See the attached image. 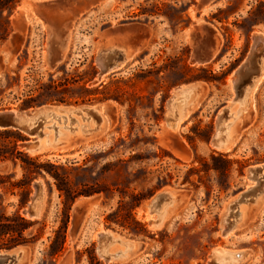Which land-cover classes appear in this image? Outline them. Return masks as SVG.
<instances>
[{"label": "rangeland", "instance_id": "rangeland-1", "mask_svg": "<svg viewBox=\"0 0 264 264\" xmlns=\"http://www.w3.org/2000/svg\"><path fill=\"white\" fill-rule=\"evenodd\" d=\"M2 1L0 34L7 37L0 39V110L66 111L44 123L46 137L59 145L38 153L21 146L24 133L0 130V148L13 157L0 160V176L23 177V151L57 166L73 190H99L75 200L64 249L50 257L48 237L61 224L64 200L54 178L45 170L35 176L24 204L18 189L12 195L9 183L0 187V213L25 216L34 182L43 186L36 218L43 234L19 245L26 251L20 264H106L96 247L97 234L107 229L138 242L108 264H208L215 248L246 253L220 264H264V177L256 201L241 203L238 224L221 234L229 203L257 184L247 179L248 167L264 162V77L246 107L234 101L230 86L252 36L264 37V0ZM53 44L62 52L56 62ZM116 47L127 51V61L100 76L96 58ZM171 97L187 111L176 131L166 124ZM86 106L100 108L99 125L78 111ZM228 106L222 125L231 142L220 150L210 140ZM165 188L180 198L164 203L161 222L150 225L158 214L149 216L143 206ZM133 205L134 218L146 229L139 235L113 221L116 214L107 219Z\"/></svg>", "mask_w": 264, "mask_h": 264}, {"label": "water", "instance_id": "water-1", "mask_svg": "<svg viewBox=\"0 0 264 264\" xmlns=\"http://www.w3.org/2000/svg\"><path fill=\"white\" fill-rule=\"evenodd\" d=\"M252 38L254 42L250 51L245 60L238 64L233 70V77L230 82V86L236 94L234 101L239 100L241 104H244V107L247 106V103L249 104V95L264 73V37L261 34H255ZM61 56V50L53 44V62L61 59ZM127 59V51L121 47L103 50L96 58L100 66L99 75L102 76L121 68V65L124 64ZM173 97L168 100L169 111L166 116L167 127L174 126L176 121L181 117V108L177 106L178 100L176 101L177 98L174 99ZM176 106L178 108H176ZM171 107L173 110H170ZM229 108L230 106L224 108L218 115V134L216 132L210 140V143L214 148L220 146L226 138L223 133L224 125L222 124L226 120V116H228ZM99 109L98 106H86L80 108L78 111H86L88 114H91L96 119V124L99 125L102 122ZM65 111L66 110L63 108H48L43 106L36 110L21 111L19 113L11 109H3L0 110V129H13L24 133L27 136V139L22 142L21 146L29 153H38L46 147H56L59 145L56 140H54L50 146L46 144L50 142V139L46 137V133L44 132V123L49 116H56L57 113ZM69 111L72 112V110ZM246 177L249 180H257V184L248 186L235 200L229 203V213L223 219V225L221 228L222 235L228 234L230 230L235 228L241 219L242 214L240 211V204L245 202L253 203L256 201L259 192L258 187L262 184L261 178L264 177V162L248 167ZM179 198V192L169 188H165L155 194L143 206L144 210L148 212L149 215L154 213L158 214L157 218L152 217L149 219V224L157 226L162 220V213L159 212L160 208ZM43 201L44 191L42 183L36 181L34 182V192L30 196L22 213L32 219L39 218L43 208ZM97 241V253L106 264H108L112 258L125 257L129 252L136 250L138 247V242L136 240L123 237L111 229L99 232L97 234ZM217 251L219 250L215 248L211 252L208 264H217ZM25 252V248L22 246L0 250V264H20L25 256ZM245 255V252H241L242 257ZM237 258H239V256Z\"/></svg>", "mask_w": 264, "mask_h": 264}, {"label": "trees", "instance_id": "trees-1", "mask_svg": "<svg viewBox=\"0 0 264 264\" xmlns=\"http://www.w3.org/2000/svg\"><path fill=\"white\" fill-rule=\"evenodd\" d=\"M11 1L16 0H4L2 1L3 5H10ZM7 34L1 35L0 39H6ZM6 133L11 132L10 129H0ZM19 137L23 138V136L19 133ZM1 148H0V160H5L7 158H13L12 156H7ZM20 159L22 161L21 167L24 170L23 177L17 181H11L12 174L1 175L0 176V187H4L7 183H9V187L11 190V194L15 195V189H18L21 195L20 201L24 204L27 201L28 195L30 193V184L31 181L37 175H43L44 170L47 171L50 176H52L56 182V186L58 191L60 192V197L63 195V211L61 224L59 227L54 230L53 236H49V250L47 252L48 256L54 257L61 253L64 249V244L66 242L67 231L70 221V211L72 205L75 200L80 195H92L95 193H99V190H73L70 186V183L67 179V176L58 172V167L50 164V163H41L38 161V157H31L27 152L19 151ZM138 203V202H137ZM121 205V204H120ZM132 208L127 211L125 215L119 214L120 209L118 208L115 212L111 213L108 216V220H111V216L116 214L113 221L122 226L123 228H129L134 234L139 235L141 233H145V226L137 221L133 214ZM36 224H40V226L31 233L30 237L25 236V232L31 230ZM44 230V224L42 221L37 219H29L17 211L12 215H5L4 213H0V250L2 249H11L17 247L19 245H30L35 243L38 239L42 237Z\"/></svg>", "mask_w": 264, "mask_h": 264}, {"label": "bare ground", "instance_id": "bare-ground-1", "mask_svg": "<svg viewBox=\"0 0 264 264\" xmlns=\"http://www.w3.org/2000/svg\"><path fill=\"white\" fill-rule=\"evenodd\" d=\"M263 77H264V73L260 77V79H259L258 83L255 85L254 89L257 87V85L260 83V81H261V79ZM231 80H232V78H231ZM254 89H253V91H254ZM181 92H182V89L177 90L176 94L178 95ZM252 92H251V94H252ZM251 94L249 95V99H250ZM177 106L179 107V105H177ZM177 106H176V108H178ZM171 110H173L172 107H171ZM186 115H187V111L181 110V117L176 121L174 126H168V128L171 131L178 130V128L181 126L182 121L186 117ZM217 134H218V131H217ZM230 142H231L230 139L228 140L227 138H225L224 141L217 148L220 149V150L227 149L229 147V145H230ZM46 144L50 146L52 144V142H48ZM217 253H218V256H217L218 258L216 260L217 264H220V263H223V262H235V261H237V259H239L241 257V251H227V252H223V251L219 250V251H217ZM238 256H239V258H237Z\"/></svg>", "mask_w": 264, "mask_h": 264}, {"label": "flooded vegetation", "instance_id": "flooded-vegetation-1", "mask_svg": "<svg viewBox=\"0 0 264 264\" xmlns=\"http://www.w3.org/2000/svg\"><path fill=\"white\" fill-rule=\"evenodd\" d=\"M150 216V215H149Z\"/></svg>", "mask_w": 264, "mask_h": 264}]
</instances>
